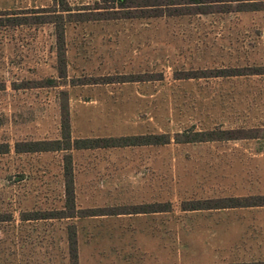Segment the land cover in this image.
Wrapping results in <instances>:
<instances>
[{"label": "rangeland", "instance_id": "rangeland-1", "mask_svg": "<svg viewBox=\"0 0 264 264\" xmlns=\"http://www.w3.org/2000/svg\"><path fill=\"white\" fill-rule=\"evenodd\" d=\"M66 2L71 12L58 19L14 24L8 17L33 22L31 11L54 7L53 0H0V144L9 147L0 153V264H72L71 225L79 264H216L252 256L240 251L264 241V205L184 208L264 195L263 12L192 7L190 14L76 21L74 13L104 3ZM61 21L63 77L55 30ZM107 77L111 82L92 83ZM62 91L72 139L170 138L81 148L75 168L95 176L77 179L91 188L81 192L88 198L75 197L74 210L64 191V157L71 155L74 182V149L15 150L17 142L61 137ZM189 130L236 138L177 142ZM154 203L169 208L135 212ZM90 211L104 215L80 216Z\"/></svg>", "mask_w": 264, "mask_h": 264}, {"label": "trees", "instance_id": "trees-1", "mask_svg": "<svg viewBox=\"0 0 264 264\" xmlns=\"http://www.w3.org/2000/svg\"><path fill=\"white\" fill-rule=\"evenodd\" d=\"M104 7L86 8L88 10L78 11L76 21L80 20H98V19H114V18H138V17H159V16H172L181 14L193 13L192 7H195L196 13L207 12L204 9L218 8V11L229 10H260L264 16V0H102ZM54 7L33 9L31 12H35L32 15L33 22L28 21L27 16L19 17L15 14L12 17H8L9 21L14 24H30V23H45L49 22L48 19H58L61 13L58 12H71V9L67 6L66 0H53ZM59 7V9H56ZM102 8L103 11H98ZM42 12L43 15L39 13ZM25 13V12H24ZM90 13H93L92 15ZM0 14L1 11H0ZM73 14V13H67ZM56 20H54L55 22ZM67 21H72L68 19ZM55 27L56 38L58 44V62L60 64V76H65V52H64V27ZM1 24V21H0ZM241 74V73H237ZM106 81H95L92 83H108L111 81L109 77L104 79ZM84 84L90 82H83ZM64 99L61 103V137L55 140H41L31 142H17L15 143L16 152H31V151H46V150H71L81 148H104V147H116V146H130V145H143V144H164L168 143L170 138L165 134H148V135H127L122 137H91V138H71L70 133V120L68 112V102L66 92L62 91ZM183 134L184 139H176L177 142H198L209 140H221L232 139L234 136H229V131H186ZM219 134V135H218ZM223 134H227L220 137ZM7 143L0 144V153L7 152ZM64 191L65 201L68 208L75 209V195L74 184L72 178V164L71 155L64 157ZM264 195H252L244 197H234L227 199H216L206 201H195L188 208L190 210L202 209V208H222V207H247V206H263ZM169 205H163L160 203L148 204L146 209L135 212H159L168 210ZM118 212H111L109 214H117ZM104 213H95L90 211L87 214L80 216L100 215ZM74 213L68 215H61L60 217H72ZM55 217V216H54ZM68 246L69 256L72 264H78V251L75 226L68 227ZM226 264V263H216ZM227 264H249V263H227Z\"/></svg>", "mask_w": 264, "mask_h": 264}, {"label": "crops", "instance_id": "crops-1", "mask_svg": "<svg viewBox=\"0 0 264 264\" xmlns=\"http://www.w3.org/2000/svg\"><path fill=\"white\" fill-rule=\"evenodd\" d=\"M77 138V137H76ZM81 152H85V150H80V149H74L72 150V153H73V173H74V195L75 197H77L79 194L81 196H84V198L87 197V194H81V192H86L85 190L88 191L89 188H91V185H87V184H84L82 185V187L80 185H78L77 183V179H82V180H91L94 178V173L93 172H83L81 171L82 175H79V171L76 170L75 168V162L78 161L77 159V156H80V154H82ZM86 154V153H84ZM96 174V173H95ZM88 198V197H87ZM96 208H100V207H96ZM100 215H104V214H100ZM97 215H90L89 217H95ZM24 219V218H23ZM253 239V238H252ZM254 239H256V236H254ZM6 243L9 245L10 243H14L13 240H10L8 237H6ZM258 245L254 246V247H251V248H245V247H242L243 250L240 251V253H242L244 251V249L246 250H250L249 252H247V254H250V253H253V255H249L247 257H244L243 254L241 257H237L236 258L234 257L232 260L228 261V262H224V263H258L259 261L261 262H264V241H260L259 243H257ZM8 250V249H7ZM6 255V258L8 259L10 257V254L7 253L5 254ZM19 255V253H18ZM13 257V256H12ZM83 257H82V254H81V248L78 247V264H79V261L81 263ZM214 264V263H213Z\"/></svg>", "mask_w": 264, "mask_h": 264}]
</instances>
